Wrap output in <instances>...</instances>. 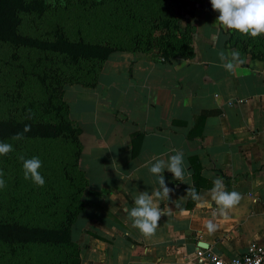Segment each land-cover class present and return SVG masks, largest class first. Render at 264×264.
Listing matches in <instances>:
<instances>
[{
  "label": "crops",
  "instance_id": "0c3cea01",
  "mask_svg": "<svg viewBox=\"0 0 264 264\" xmlns=\"http://www.w3.org/2000/svg\"><path fill=\"white\" fill-rule=\"evenodd\" d=\"M197 13L191 56L165 60L116 50L101 64L95 86L73 83L62 91L80 128L77 165L86 177L70 227L76 264H212L201 258L206 251L228 258L264 243V53L228 41L214 11ZM233 50L244 63L228 72L218 52L230 59ZM173 150L184 153L185 179L164 171L173 191L157 201L165 216L146 238L125 209L139 192L159 188L149 167ZM216 177L242 195L226 220L213 216L216 206L206 195ZM193 187L204 201L187 206ZM209 219L217 225L211 234Z\"/></svg>",
  "mask_w": 264,
  "mask_h": 264
},
{
  "label": "rangeland",
  "instance_id": "374dc122",
  "mask_svg": "<svg viewBox=\"0 0 264 264\" xmlns=\"http://www.w3.org/2000/svg\"><path fill=\"white\" fill-rule=\"evenodd\" d=\"M44 11L24 14L20 24L23 33L44 36L53 24L58 23L69 37L79 34L88 41L106 43L124 48H136L162 57L166 41L168 48L178 56L189 57L192 44L193 18L205 17L212 10L210 0H185L193 4L190 10L183 11L177 0H43ZM213 11V10H212ZM215 12V11H214ZM217 15V13L215 12ZM218 16V15H217ZM168 20V21H167ZM163 21H167L164 26ZM227 36L238 35L226 30ZM243 38L235 42L244 44L250 52L264 47V35ZM258 44L255 45L254 44ZM243 47V46H242ZM18 60L23 64L35 63L37 71L54 68L66 69L63 57L52 52L40 53L36 49L27 51L19 48ZM11 48L0 43V119H19L26 109L39 110L35 100H42L44 94L36 76L25 75L19 68L7 64ZM45 57L44 60H41ZM83 68L86 63L81 62ZM27 67V66H26ZM62 74L60 76L62 77ZM52 81V80H51ZM53 82V81H52ZM65 84L64 87L67 86ZM73 84V83H72ZM44 119L51 118L46 115ZM0 142L13 145V151L0 156V170L4 172L6 187L0 189V221L18 222L26 225L53 226L61 218L66 193L71 186L61 171L71 170L73 146L62 138L21 140L0 139ZM23 155L26 159L38 157L42 162L39 169L45 179L43 187L34 185L23 178ZM62 257V252L47 244L30 242L0 241V264H53Z\"/></svg>",
  "mask_w": 264,
  "mask_h": 264
},
{
  "label": "trees",
  "instance_id": "16d2710c",
  "mask_svg": "<svg viewBox=\"0 0 264 264\" xmlns=\"http://www.w3.org/2000/svg\"><path fill=\"white\" fill-rule=\"evenodd\" d=\"M177 6L183 11H187L191 9L190 7H193V4L188 5L185 0H177ZM44 7L43 0H0V43L2 42L11 48L7 64L19 68V71L25 75L36 76L44 94L42 100H35L40 112L39 110H31L30 119L26 118L29 116L30 109L25 110L23 118L0 119V139L2 141L3 139L10 140L16 134L22 133L24 138H35V140L62 138L69 142L73 146L70 162L71 170L63 169L61 173L66 177L71 190L66 193L61 218L55 225L35 226L0 221V241L47 244L58 248L62 252V257L58 258L53 264H76L77 244L70 239V227L81 207L79 196L86 184V177L77 165L81 152V142L78 138L80 128L69 117L67 105L62 98L63 86L68 82L69 84L78 83L84 86H95L101 64L113 51H140L141 49L88 41L78 31H76L77 35L71 38L64 33L58 23L53 24L44 33V36L23 33L20 30L23 15L34 12L40 15L43 13ZM167 21H163L164 26H167ZM242 39L240 34L234 35L233 33L232 36H227V40L232 44L238 41L242 43ZM168 44V41H166L161 52L165 60L178 54L170 50ZM255 45L258 44L255 43L254 47ZM242 46V49L247 48L244 44ZM19 48L27 51L36 49L40 53L60 54L63 57L66 69L69 71L65 73L64 70H59V67L54 68L51 75L48 69L46 72L44 69L37 71L34 62L29 61L25 65L18 60L17 50ZM189 48V56H191L193 54L192 44ZM263 49L264 47H261V49L255 51L251 48L250 53L263 54ZM44 59L45 57L41 58V60ZM81 62L87 64L86 68H83ZM61 73H63L62 77L60 76ZM46 115H51V118L44 119L43 117ZM25 125L31 126L30 131H23ZM193 188L197 190L196 187ZM191 200L192 198L188 195L187 206L190 205Z\"/></svg>",
  "mask_w": 264,
  "mask_h": 264
},
{
  "label": "clouds",
  "instance_id": "9594fccd",
  "mask_svg": "<svg viewBox=\"0 0 264 264\" xmlns=\"http://www.w3.org/2000/svg\"><path fill=\"white\" fill-rule=\"evenodd\" d=\"M210 4L211 9L218 13L215 22L223 29L235 31L253 39L264 35V0H210ZM240 56V52L236 50L230 53V59L224 51L218 52L219 59L224 62L220 66L228 72H232L238 64L244 63ZM26 118H31V110H29V116ZM30 129V125H25L23 131L28 132ZM23 138V134L18 133L12 139L21 140ZM12 151V144L0 142V156H5ZM173 151L175 154L169 156L167 161L157 159L149 167V172L156 178L159 188L151 194L139 192L134 198V206L130 210L125 209L128 212L132 227L146 238L155 234L161 217L165 216L164 209L160 208L157 201L169 200L170 193L173 191L166 184L164 171L167 170L171 173L177 181L183 182L185 179L186 161L184 153L177 150ZM18 159L22 162L24 180L31 181L38 187H43L45 179L39 171L42 167L41 160L38 157L26 159L23 155H19ZM188 175L190 176V173ZM3 176L4 172L0 170V189L6 187ZM212 184V188L206 195L210 198V202H214L216 206L213 216L218 215L226 220L229 211L240 203L242 195L237 191H226L224 181L220 177H216ZM188 195L193 201H204V197L197 193L195 188L188 190ZM205 228L211 234L216 231L217 225L212 219H209L205 223Z\"/></svg>",
  "mask_w": 264,
  "mask_h": 264
},
{
  "label": "built area",
  "instance_id": "2783aa9c",
  "mask_svg": "<svg viewBox=\"0 0 264 264\" xmlns=\"http://www.w3.org/2000/svg\"><path fill=\"white\" fill-rule=\"evenodd\" d=\"M201 258L212 264H264V243H252L243 253L235 257L221 258L211 251H206Z\"/></svg>",
  "mask_w": 264,
  "mask_h": 264
},
{
  "label": "water",
  "instance_id": "95a60500",
  "mask_svg": "<svg viewBox=\"0 0 264 264\" xmlns=\"http://www.w3.org/2000/svg\"><path fill=\"white\" fill-rule=\"evenodd\" d=\"M198 245L201 246V248L206 247V244L204 242L201 243V241L198 242Z\"/></svg>",
  "mask_w": 264,
  "mask_h": 264
}]
</instances>
